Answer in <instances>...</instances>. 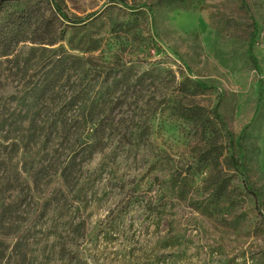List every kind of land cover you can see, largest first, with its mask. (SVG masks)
I'll return each mask as SVG.
<instances>
[{
	"label": "rangeland",
	"instance_id": "374dc122",
	"mask_svg": "<svg viewBox=\"0 0 264 264\" xmlns=\"http://www.w3.org/2000/svg\"><path fill=\"white\" fill-rule=\"evenodd\" d=\"M261 39L264 0H0V264H264Z\"/></svg>",
	"mask_w": 264,
	"mask_h": 264
},
{
	"label": "trees",
	"instance_id": "16d2710c",
	"mask_svg": "<svg viewBox=\"0 0 264 264\" xmlns=\"http://www.w3.org/2000/svg\"><path fill=\"white\" fill-rule=\"evenodd\" d=\"M32 17L33 16H32L31 10H27L26 9L25 11H23L21 13H17L15 16L11 15V23L13 25L18 24L16 27H14V28H17L18 26H22V25L27 24V22ZM47 30H48V28H44L42 30V34H40V36H39V38L37 40L43 41L45 38H48L47 39L48 41L41 42V43L42 44L46 43V44H49V45H53V44L56 43V41L52 37L53 35H51L50 30H48V31ZM10 32H11V35H10V37H8L9 38V42L7 44L2 45V47H3L2 49H4V51H7V52L10 51L12 42L16 43V42L21 41V39L18 38L19 33H16L15 31H12V29H11ZM253 43H254V40H252L251 46L249 47V55H250V57H251V59H252V61L254 63V66L258 69V59L253 54V51H252ZM186 81H189L190 83H192V85H193L192 87H194V89H195V90H193V94L197 92V89L204 88V87L206 88L207 87V85L205 83H203L202 81H200V82L199 81H193V80H191L189 78H186ZM47 91H49V87H48V85L47 86L44 85V87L36 94V98L39 99V100L45 99V95L47 94L46 93ZM62 112L63 111L61 110L59 113H57V115H55V116H57L55 120H56V124H61L60 126L62 127V131H61L60 135L63 136V137H67L68 138V137L71 136L72 129L77 125L78 122L77 121H76L77 123L76 122H71V120L68 117H66L64 114H62ZM90 116L91 117H90L89 120L86 121V124H87V126L95 125V128L93 129L95 132L92 133L94 135V134L97 133V130L100 127V123H97L95 121V115L93 113ZM180 116L182 117V119H187V120H197L198 118L201 117L198 108L196 110L194 108L190 109V108H186V107H182L180 109ZM216 117L219 118L220 121L223 122V119L220 118L219 115H216ZM53 126H56V128H57L58 125H53ZM52 134H53V131H50L49 132V136H51ZM96 146L97 145L94 142L92 143L90 140L81 141V143L79 144V147L77 148V150L78 149H82L83 150L85 147H88V148H92L93 150L90 151V152H93L96 149ZM74 160H75V157H73V159H71L67 163V165H65L63 167V169H62V176L65 179V181H68V179H69L68 178L69 177V173L66 170V168H69L71 165H73Z\"/></svg>",
	"mask_w": 264,
	"mask_h": 264
},
{
	"label": "built area",
	"instance_id": "2783aa9c",
	"mask_svg": "<svg viewBox=\"0 0 264 264\" xmlns=\"http://www.w3.org/2000/svg\"><path fill=\"white\" fill-rule=\"evenodd\" d=\"M261 43L264 45V40L261 39Z\"/></svg>",
	"mask_w": 264,
	"mask_h": 264
}]
</instances>
